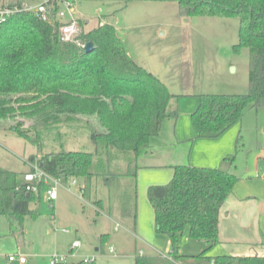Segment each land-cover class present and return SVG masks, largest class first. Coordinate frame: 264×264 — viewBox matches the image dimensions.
<instances>
[{"label":"trees","instance_id":"trees-1","mask_svg":"<svg viewBox=\"0 0 264 264\" xmlns=\"http://www.w3.org/2000/svg\"><path fill=\"white\" fill-rule=\"evenodd\" d=\"M137 1L176 2L179 14L187 18L239 19L234 50L249 49V91L198 94V106L191 114L198 137H219L241 122L247 109L264 105V0ZM78 17L83 30L77 41H63L55 26L29 11L0 25V130L39 144L37 128L42 125L81 118L92 124L97 121L94 142L104 147L112 161L123 156L128 164L126 175L137 180L139 153L149 148L166 118L178 116L177 110H168L170 100L178 95L133 59L114 24L100 23L86 31L85 20ZM87 42L94 46L90 52L81 45ZM94 156L89 151L61 149L31 161L63 182L83 178L80 191L87 197L95 176ZM171 167L173 176L167 183L148 188L156 231L169 236L170 254L137 255L132 264H264V256L259 255L210 254L219 242L220 210L240 178L220 168ZM108 177L109 184L115 177ZM40 189L39 185V191H28L19 172L0 166V215L11 224H22L25 216L36 218L40 210L32 204L40 199ZM186 228L192 238L205 242L201 252H181L179 235Z\"/></svg>","mask_w":264,"mask_h":264},{"label":"rangeland","instance_id":"rangeland-1","mask_svg":"<svg viewBox=\"0 0 264 264\" xmlns=\"http://www.w3.org/2000/svg\"><path fill=\"white\" fill-rule=\"evenodd\" d=\"M19 1L36 6L44 0ZM76 14L85 20L86 31L100 23L114 24L133 59L157 75L172 93L249 91V49L234 50L239 41L238 18H187L179 14L176 2L137 0H78ZM175 102L170 100L168 110ZM84 119L38 127L39 144L13 131L0 130V166L19 172L20 181L36 155L61 149L95 153V176L89 196L83 197L80 191L83 178H70L57 186L53 201L48 199V186L42 184L40 214L36 218L25 216L22 225L10 228L8 217L0 215V264H10L9 255L26 256L27 264H53L55 259L57 264H132L143 253L170 254L169 236L156 231L154 208L148 196L150 176L145 178L138 172L135 180L126 175L125 158L108 159L104 147L94 142L93 127L99 126L98 122L92 124ZM174 123L166 121L163 125L159 133L162 140L171 138ZM188 123L186 114L180 123L184 135ZM235 125L224 132L223 138L233 143L235 160L243 168L253 165L254 160L256 164L257 156L264 154V105L247 109L242 121ZM190 142L163 146L181 154L174 165L186 164L183 149L190 148ZM108 174L115 177L109 184ZM100 200L103 205L98 210ZM124 209L128 215H123ZM76 241L78 246L74 245ZM179 244L181 252L188 254L205 248V242L192 238L188 228L179 235ZM87 258L94 259V263L85 262Z\"/></svg>","mask_w":264,"mask_h":264},{"label":"crops","instance_id":"crops-1","mask_svg":"<svg viewBox=\"0 0 264 264\" xmlns=\"http://www.w3.org/2000/svg\"><path fill=\"white\" fill-rule=\"evenodd\" d=\"M174 94L178 95L172 98L173 101H176L175 106L172 107L174 110L171 108L169 111L177 110L178 116L166 118L163 122V125L166 121L168 123H172V121L175 122V127L172 132L173 135H171L169 140V137L162 140V136H159L161 135L159 134L151 139L149 148L140 151L138 156L139 175L142 174L145 178L149 175V184L167 183L173 176V169L171 166L175 164H173L175 158L181 154L178 153L179 155H177V150H174V148L168 150L163 149V146L166 148L167 143L173 146L176 145V142L178 145L184 144L187 141L189 142L190 140V143H192L190 148L183 149L184 158L185 156L187 157L186 164L220 168L234 173L240 178L233 192L220 210L219 242L212 248L210 254L264 256V154H259V156H257L256 164L254 160L253 165L248 164L243 168V164L240 165L237 160H235V146L233 143H229L230 139L226 140V138H223L225 137L224 133L214 138L203 139L197 136V130L193 124L191 114L198 106V94ZM186 114L189 123L187 124V135H184L185 132H181L182 127L180 123L181 117ZM162 130L163 129H161L160 133H162ZM231 155L235 157L234 160L229 159ZM167 157L170 158L169 161H165ZM39 201L40 199L33 203L32 208H38ZM102 205L103 202L97 206L98 210H101ZM8 221L10 228L17 224H23L19 222L11 224L9 219ZM203 247H205V245ZM200 248H202V245ZM141 255L158 254L143 253ZM159 255H164V253H160ZM15 263L21 264L19 262H10V264ZM27 263L28 260L24 264Z\"/></svg>","mask_w":264,"mask_h":264},{"label":"built area","instance_id":"built-area-1","mask_svg":"<svg viewBox=\"0 0 264 264\" xmlns=\"http://www.w3.org/2000/svg\"><path fill=\"white\" fill-rule=\"evenodd\" d=\"M78 0H44L36 6L27 4L19 5L14 1L1 2L0 1V25L7 22L12 16L17 13L29 11L32 12L40 20L50 23L55 26V31L59 32V36L63 41H77L76 37L83 30L80 18L76 14V3ZM79 42V41H78ZM86 43L81 44L85 47ZM31 168L23 173L24 187L28 191H39V185L46 184L48 186L47 195L50 201L57 198V186L63 181L61 178L55 177L44 171L37 162L29 163ZM75 246L79 242H74ZM114 251V248H110ZM10 262H19L24 264L27 262L26 256L9 255ZM63 261L65 259H62ZM94 262V259L87 258L85 262ZM53 264H57L55 259Z\"/></svg>","mask_w":264,"mask_h":264},{"label":"water","instance_id":"water-1","mask_svg":"<svg viewBox=\"0 0 264 264\" xmlns=\"http://www.w3.org/2000/svg\"><path fill=\"white\" fill-rule=\"evenodd\" d=\"M85 50L87 51V52H90V51H92L93 49H94V46H93V43L92 42H87L86 44H85Z\"/></svg>","mask_w":264,"mask_h":264}]
</instances>
